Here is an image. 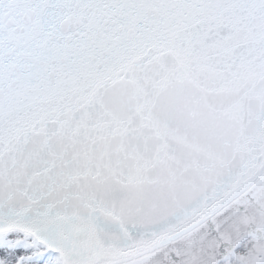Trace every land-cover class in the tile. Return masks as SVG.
<instances>
[{"label": "snow or ice", "instance_id": "1", "mask_svg": "<svg viewBox=\"0 0 264 264\" xmlns=\"http://www.w3.org/2000/svg\"><path fill=\"white\" fill-rule=\"evenodd\" d=\"M0 264H264V0H0Z\"/></svg>", "mask_w": 264, "mask_h": 264}]
</instances>
